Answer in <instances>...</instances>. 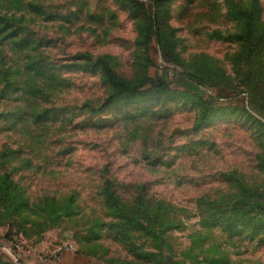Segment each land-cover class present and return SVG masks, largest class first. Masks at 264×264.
<instances>
[{
    "label": "rangeland",
    "instance_id": "obj_1",
    "mask_svg": "<svg viewBox=\"0 0 264 264\" xmlns=\"http://www.w3.org/2000/svg\"><path fill=\"white\" fill-rule=\"evenodd\" d=\"M69 244L264 264V0H0V264Z\"/></svg>",
    "mask_w": 264,
    "mask_h": 264
},
{
    "label": "crops",
    "instance_id": "obj_2",
    "mask_svg": "<svg viewBox=\"0 0 264 264\" xmlns=\"http://www.w3.org/2000/svg\"><path fill=\"white\" fill-rule=\"evenodd\" d=\"M57 264H93V262L80 256L75 252L64 251L59 256V262ZM98 264V263H94ZM103 264V263H99Z\"/></svg>",
    "mask_w": 264,
    "mask_h": 264
},
{
    "label": "built area",
    "instance_id": "obj_3",
    "mask_svg": "<svg viewBox=\"0 0 264 264\" xmlns=\"http://www.w3.org/2000/svg\"><path fill=\"white\" fill-rule=\"evenodd\" d=\"M64 251L72 252V246L69 244V246H66ZM14 252L18 257H24L27 255L26 252L19 245L14 246ZM55 259L59 260V256H55Z\"/></svg>",
    "mask_w": 264,
    "mask_h": 264
},
{
    "label": "trees",
    "instance_id": "obj_4",
    "mask_svg": "<svg viewBox=\"0 0 264 264\" xmlns=\"http://www.w3.org/2000/svg\"><path fill=\"white\" fill-rule=\"evenodd\" d=\"M113 83L115 84V86H119V85H121V82L118 81V80H114Z\"/></svg>",
    "mask_w": 264,
    "mask_h": 264
},
{
    "label": "water",
    "instance_id": "obj_5",
    "mask_svg": "<svg viewBox=\"0 0 264 264\" xmlns=\"http://www.w3.org/2000/svg\"><path fill=\"white\" fill-rule=\"evenodd\" d=\"M14 256L17 258V261H18L19 263H23V260H22L21 258H19L16 254H14Z\"/></svg>",
    "mask_w": 264,
    "mask_h": 264
}]
</instances>
